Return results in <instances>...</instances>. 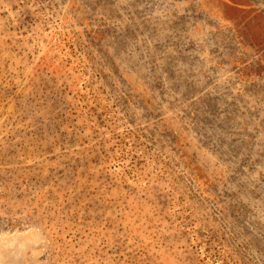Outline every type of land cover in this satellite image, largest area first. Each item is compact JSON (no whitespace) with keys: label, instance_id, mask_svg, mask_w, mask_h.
Here are the masks:
<instances>
[{"label":"rangeland","instance_id":"374dc122","mask_svg":"<svg viewBox=\"0 0 264 264\" xmlns=\"http://www.w3.org/2000/svg\"><path fill=\"white\" fill-rule=\"evenodd\" d=\"M0 264H264V0H0Z\"/></svg>","mask_w":264,"mask_h":264}]
</instances>
